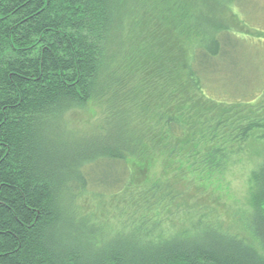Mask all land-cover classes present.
Returning <instances> with one entry per match:
<instances>
[{"label":"trees","instance_id":"16d2710c","mask_svg":"<svg viewBox=\"0 0 264 264\" xmlns=\"http://www.w3.org/2000/svg\"><path fill=\"white\" fill-rule=\"evenodd\" d=\"M201 1L0 0V264H264V90L207 94ZM247 168L236 221L189 204Z\"/></svg>","mask_w":264,"mask_h":264},{"label":"rangeland","instance_id":"374dc122","mask_svg":"<svg viewBox=\"0 0 264 264\" xmlns=\"http://www.w3.org/2000/svg\"><path fill=\"white\" fill-rule=\"evenodd\" d=\"M201 2L204 4L201 5L202 16L206 17L202 18L201 25L218 35L220 45V55L214 59L215 67H207V77L203 78L207 94L225 100H248V97L258 96L264 90V0ZM226 14L227 18L224 17ZM77 119L75 129L83 126L86 117ZM66 137H60L62 143L69 141ZM247 170L239 169L228 177L230 187L226 195H213V199L209 196L201 199L198 195L189 204L195 207L198 205L196 199H199V206L213 208L221 220L236 221V212L247 207ZM74 205L84 217L109 230L119 229L120 224L131 219L128 211L121 210V205L112 200L83 196L76 199ZM202 230L198 227V231H192L189 237L200 238ZM105 237L113 239V235Z\"/></svg>","mask_w":264,"mask_h":264}]
</instances>
